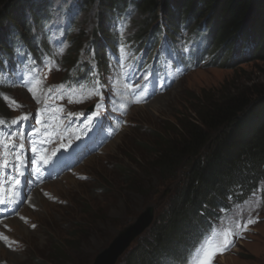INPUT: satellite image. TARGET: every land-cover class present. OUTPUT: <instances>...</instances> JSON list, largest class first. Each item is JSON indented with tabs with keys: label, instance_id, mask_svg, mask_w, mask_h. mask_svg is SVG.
I'll return each mask as SVG.
<instances>
[{
	"label": "rangeland",
	"instance_id": "374dc122",
	"mask_svg": "<svg viewBox=\"0 0 264 264\" xmlns=\"http://www.w3.org/2000/svg\"><path fill=\"white\" fill-rule=\"evenodd\" d=\"M49 1L57 18L51 37L55 40L57 51L61 52L59 57L68 54L72 48L73 51L77 49L78 57L87 60L96 69L98 65L93 58L90 39L98 6L95 3L89 6L79 15L73 29L65 31L68 27L67 11H72L69 9L72 0ZM145 19L146 16H142L139 10L131 9L126 22H114L112 25L115 33L119 32L120 37L125 38L140 29ZM191 23L193 25V21ZM80 31L84 33L81 45L72 46L74 37ZM187 50V46L181 45V54L187 56ZM84 51L89 53L80 54ZM164 54V68L158 73L148 72L145 93L135 95L140 84L132 86L124 74L113 75L121 64L118 60L124 62L131 59V51L120 45L117 54H112L106 48V68L113 75L104 82L114 92L108 99L113 135L99 154L89 157L76 168L78 175H85L88 179L81 181L67 175L48 184L44 187L48 191L46 198L36 193L42 197L40 203L36 202V209L30 210L32 207L26 206L20 212L17 222L24 226L23 230L20 229L23 232L13 229L11 222L3 227V234L9 238L7 241L16 242L20 249L12 253L9 250H14L13 244H8L7 249L0 244V264H92L96 255L147 208L155 207L154 224L158 225L156 218L159 215L163 218L168 206L176 200L181 173L174 181L163 180L159 172L152 168L153 146L157 138L171 134L181 115L190 114L189 110L196 107L197 97L205 101L218 100L237 92L251 95L264 88V62L249 55L226 69L209 67L188 73L186 70L181 72L179 64H173L170 53ZM129 86L132 91H129ZM11 93L23 94L21 91ZM87 106L83 105L82 109ZM176 138L172 134L171 139ZM167 189L169 193L162 198ZM240 210L246 216L239 217L236 226L246 224L252 229L254 223V231L248 238L242 239L234 252H224L225 256L217 264H264V183ZM197 216L199 219L190 220L189 224L182 222L177 235L172 236L169 242L165 241L166 247H160L156 241L151 242L153 231L147 230L117 264L125 263L130 251L143 242H149L158 249L151 264H167L177 256L181 258L203 222L198 212ZM26 227L28 233L24 232ZM233 237H228L229 241Z\"/></svg>",
	"mask_w": 264,
	"mask_h": 264
},
{
	"label": "trees",
	"instance_id": "16d2710c",
	"mask_svg": "<svg viewBox=\"0 0 264 264\" xmlns=\"http://www.w3.org/2000/svg\"><path fill=\"white\" fill-rule=\"evenodd\" d=\"M46 1L0 0V49L7 48L6 39L14 29L25 38V12L37 21L45 14ZM79 1L86 7L98 3L97 42L106 38L110 14L133 6L146 16L140 35L161 30V19L169 35L192 21L198 30L204 29L214 55L210 67L226 69L246 55L264 62V0ZM195 101L190 114H182L171 134L158 137L153 146L151 166L163 180L174 181L181 173L176 200L154 226L153 241L160 247L177 235L182 222L199 219L202 205L223 199L234 184L250 186L256 177L264 176V88L251 95L237 92L218 100L197 97ZM172 134L177 138L171 139ZM157 250L143 242L126 256L125 264H151Z\"/></svg>",
	"mask_w": 264,
	"mask_h": 264
},
{
	"label": "snow or ice",
	"instance_id": "6c2138e0",
	"mask_svg": "<svg viewBox=\"0 0 264 264\" xmlns=\"http://www.w3.org/2000/svg\"><path fill=\"white\" fill-rule=\"evenodd\" d=\"M47 67V65H46ZM46 78V77H45ZM33 81L34 83H29L27 86L28 91L31 93L33 92V88L38 85L40 83L39 77L38 76H34L33 77ZM98 83V82H97ZM132 87L129 86V91H132ZM99 88H95L93 89L89 95H99ZM33 98L35 99V94L33 93ZM5 99H8L7 97H5ZM69 102H72L71 100ZM139 102V101H137ZM16 102L13 101V104H15ZM19 106V105H17ZM96 108L99 109L100 108V104L97 103L96 104ZM98 112H94L93 116L98 115ZM80 114H76L77 118H79ZM29 117L27 115H23L21 117H19V119H14L11 121V125L15 126L19 123L20 120H28ZM91 122V121H90ZM4 121H0V126L4 125ZM36 123L40 124L41 121L40 119H36ZM19 138L21 141H23L25 139V131L21 128H17L15 131H11L8 133H4V134H0V147H2L7 155H11L13 156V159L10 161L8 159H3L2 162V166L4 169H7L9 163L12 164V171H13V175L11 176V179L8 181L9 183V187L7 189V202H14L15 198L18 196V187L21 184V180L20 177H22L24 175V171L22 170L23 164H24V160L25 158L20 154V149H22L24 147L23 142H21L18 146L14 143V141L16 140V138ZM32 152L36 153V158L31 160V165L34 166L35 171L39 174L40 172V167L39 165L41 163L43 164H47L49 162L50 157L48 156H42L37 152V148L35 146V142H32ZM54 154V153H53ZM7 179V177H6ZM0 187H2V185H0ZM6 204V200L5 199H0V205H4ZM23 219V218H22ZM251 222V221H249ZM237 227H239V225H237ZM231 233V229H221L220 232L218 233H210L209 234V239L202 241V247L204 248L205 251L208 250V248H210L211 246V239L213 238H219L221 235H223L225 238L227 237V235H229ZM227 243V241H226ZM198 264H200V262L198 261Z\"/></svg>",
	"mask_w": 264,
	"mask_h": 264
},
{
	"label": "water",
	"instance_id": "95a60500",
	"mask_svg": "<svg viewBox=\"0 0 264 264\" xmlns=\"http://www.w3.org/2000/svg\"><path fill=\"white\" fill-rule=\"evenodd\" d=\"M152 219L153 209L147 208L132 224L116 235L110 245L95 257L93 264H116L118 258L150 226Z\"/></svg>",
	"mask_w": 264,
	"mask_h": 264
},
{
	"label": "bare ground",
	"instance_id": "6f19581e",
	"mask_svg": "<svg viewBox=\"0 0 264 264\" xmlns=\"http://www.w3.org/2000/svg\"><path fill=\"white\" fill-rule=\"evenodd\" d=\"M92 157V156H91ZM90 157V158H91ZM70 196V195H69ZM35 201L36 202H38V203H40L42 200L38 197V196H36L35 197ZM44 205V204H43ZM49 205V204H48ZM39 207V206H38ZM38 209V208H37ZM50 210H51V208H49ZM49 209H47V210H49ZM31 210V209H30ZM33 211V210H32ZM47 213V212H46ZM54 214H55V212H54ZM45 215V214H44ZM39 216V215H38ZM54 218V217H53ZM58 218V217H57ZM55 220V219H54ZM11 223H13V225H12V227H13V229H17L18 231H19V233L23 230V228H24V226H22L21 224H19L16 220H13ZM67 224V223H66ZM27 228V227H26ZM38 228V227H37ZM20 229H22V230H20ZM23 232V231H22ZM24 232H29L28 231V228H27V231L25 230ZM13 256V255H12ZM14 257V256H13ZM22 262V261H21Z\"/></svg>",
	"mask_w": 264,
	"mask_h": 264
}]
</instances>
